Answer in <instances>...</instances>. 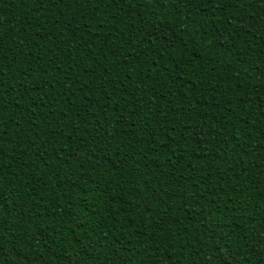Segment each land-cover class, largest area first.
Here are the masks:
<instances>
[{
    "label": "trees",
    "instance_id": "obj_1",
    "mask_svg": "<svg viewBox=\"0 0 264 264\" xmlns=\"http://www.w3.org/2000/svg\"><path fill=\"white\" fill-rule=\"evenodd\" d=\"M0 264H264V0H0Z\"/></svg>",
    "mask_w": 264,
    "mask_h": 264
}]
</instances>
